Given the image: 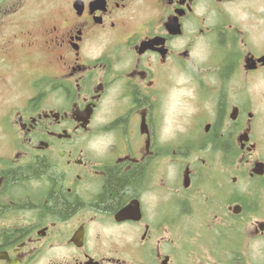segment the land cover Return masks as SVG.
<instances>
[{
	"label": "flooded vegetation",
	"instance_id": "flooded-vegetation-1",
	"mask_svg": "<svg viewBox=\"0 0 264 264\" xmlns=\"http://www.w3.org/2000/svg\"><path fill=\"white\" fill-rule=\"evenodd\" d=\"M262 59L264 0H0V264H264Z\"/></svg>",
	"mask_w": 264,
	"mask_h": 264
},
{
	"label": "trees",
	"instance_id": "trees-1",
	"mask_svg": "<svg viewBox=\"0 0 264 264\" xmlns=\"http://www.w3.org/2000/svg\"><path fill=\"white\" fill-rule=\"evenodd\" d=\"M37 172L38 169L35 170L34 168L26 167L15 174H11L7 179L11 182L17 178L20 179L28 175H35ZM139 177L140 174L124 176L123 178H118L115 173L109 174L106 183V194H109V197L106 198V202L111 206L115 202H117L119 197L126 193L132 192L133 181L137 180L138 182ZM52 178L55 179L54 177ZM49 199H51L53 206L57 208L61 213L67 212L68 209L65 200L62 198L59 192L51 195Z\"/></svg>",
	"mask_w": 264,
	"mask_h": 264
},
{
	"label": "rangeland",
	"instance_id": "rangeland-1",
	"mask_svg": "<svg viewBox=\"0 0 264 264\" xmlns=\"http://www.w3.org/2000/svg\"><path fill=\"white\" fill-rule=\"evenodd\" d=\"M238 18L239 19H236L237 21L239 20L241 23L245 24V20L243 17L239 16ZM13 59L14 58H10L8 60H9V62H13ZM15 69H16V67H14L10 73L13 74ZM262 78H263V75L259 76V79H262ZM258 80L256 82L255 87L253 85H250L248 87V90H249V93H254L256 95V100L257 101L259 100V104L263 106L264 105V85H263L264 81L263 80L258 81ZM19 95H20V93L17 91L16 92L5 91V90L0 89V110H2L3 107H6L9 104V101L18 98ZM242 98L244 100L245 97L241 94L240 99H242ZM260 121L264 122V113L261 114ZM261 138L264 139V136L262 135ZM256 263L257 264H263L262 261L256 262Z\"/></svg>",
	"mask_w": 264,
	"mask_h": 264
},
{
	"label": "water",
	"instance_id": "water-1",
	"mask_svg": "<svg viewBox=\"0 0 264 264\" xmlns=\"http://www.w3.org/2000/svg\"><path fill=\"white\" fill-rule=\"evenodd\" d=\"M262 61L264 62V59H262Z\"/></svg>",
	"mask_w": 264,
	"mask_h": 264
}]
</instances>
